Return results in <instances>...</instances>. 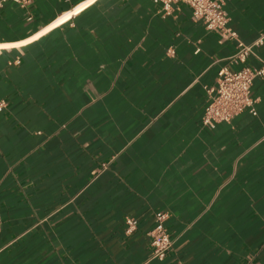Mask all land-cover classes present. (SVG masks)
<instances>
[{"label": "crops", "instance_id": "0c3cea01", "mask_svg": "<svg viewBox=\"0 0 264 264\" xmlns=\"http://www.w3.org/2000/svg\"><path fill=\"white\" fill-rule=\"evenodd\" d=\"M224 2L243 42L264 31V0ZM235 48L184 3L4 1L0 264H264V77L254 112L201 121Z\"/></svg>", "mask_w": 264, "mask_h": 264}, {"label": "built area", "instance_id": "2783aa9c", "mask_svg": "<svg viewBox=\"0 0 264 264\" xmlns=\"http://www.w3.org/2000/svg\"><path fill=\"white\" fill-rule=\"evenodd\" d=\"M4 1L0 0V8ZM21 6H25L33 0H12ZM160 6L165 15L171 14L178 3H184L190 7V16L193 20H201L207 29L216 30L221 39H234L236 48L229 55L230 66H223L218 70L215 85L206 87L208 100L204 105L201 121L207 126H214L217 122H230L238 113L248 110L254 112L255 98L251 94V86L255 77H264V59L257 66H250L246 60L255 49L264 42V31L252 42H243L237 32L229 26V16L225 8L224 0H152ZM171 53L173 49H168ZM6 105L4 99H0V108ZM153 225L147 231L151 247L150 257L163 259L172 244V239L165 226L167 213L163 210L153 214ZM126 230L130 231L137 226V218L128 216L124 220Z\"/></svg>", "mask_w": 264, "mask_h": 264}]
</instances>
